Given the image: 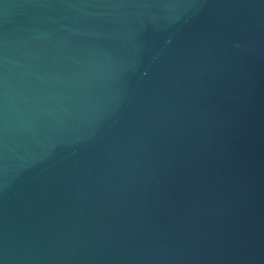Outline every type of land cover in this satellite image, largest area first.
Returning a JSON list of instances; mask_svg holds the SVG:
<instances>
[{
    "label": "water",
    "instance_id": "water-1",
    "mask_svg": "<svg viewBox=\"0 0 264 264\" xmlns=\"http://www.w3.org/2000/svg\"><path fill=\"white\" fill-rule=\"evenodd\" d=\"M0 264H264V0H0Z\"/></svg>",
    "mask_w": 264,
    "mask_h": 264
}]
</instances>
